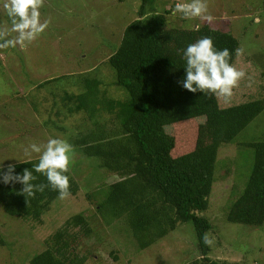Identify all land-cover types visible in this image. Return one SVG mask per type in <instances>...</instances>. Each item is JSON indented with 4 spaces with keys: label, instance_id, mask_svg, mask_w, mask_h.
<instances>
[{
    "label": "trees",
    "instance_id": "16d2710c",
    "mask_svg": "<svg viewBox=\"0 0 264 264\" xmlns=\"http://www.w3.org/2000/svg\"><path fill=\"white\" fill-rule=\"evenodd\" d=\"M148 1L140 0L137 17L124 25L107 56L111 84L120 95H98L101 83L85 71L75 90H56L71 78L59 75L34 87L45 102L37 113L46 116L41 124H52L66 138L74 127L58 126L52 114L66 118L79 111L84 121L77 128H86L85 119L93 124L66 143L119 177L102 188L96 211L102 217L122 216L136 245L142 248L177 224L190 223L201 255L197 264H228L206 257L210 223L198 213L206 207L218 145L231 141L263 106L253 98L227 104L215 92L237 54L245 55L236 37L205 25L166 27L162 14L142 16ZM31 103L39 104L34 98ZM98 111L109 125L96 119ZM248 145L251 168L225 218L258 227L264 223V139ZM68 174L57 153L0 167V206L10 215L37 218L57 196L74 194L76 184ZM90 233L83 213H74L25 264H82L85 255L74 241Z\"/></svg>",
    "mask_w": 264,
    "mask_h": 264
},
{
    "label": "rangeland",
    "instance_id": "374dc122",
    "mask_svg": "<svg viewBox=\"0 0 264 264\" xmlns=\"http://www.w3.org/2000/svg\"><path fill=\"white\" fill-rule=\"evenodd\" d=\"M139 2L0 0V167L57 153L76 184L74 194L57 196L37 218L10 215L0 206V264H25L44 248L48 235L77 212L91 227L89 236L74 241L85 255L82 264H197L201 259L190 223L177 224L140 248L122 216L102 217L96 211L102 188L119 177L100 168L96 157L66 143L93 124L85 119L86 128H77L84 121L79 111L66 118L52 114L58 126L74 127L66 138L52 124H41L46 116L37 113L45 102L34 87L59 75L71 78L56 90H75L85 71L101 83L98 95H120L111 84L107 56L124 25L137 17ZM153 12L164 15L166 27L197 30L205 25L227 31L245 53L237 54L215 92L227 104L253 98L263 107L231 141L218 145L206 207L198 214L210 223L206 257L228 264H264V223L252 227L225 218L251 168L248 143L264 139V0H149L142 16ZM31 97L40 105H33ZM100 111L96 119L109 125L111 120Z\"/></svg>",
    "mask_w": 264,
    "mask_h": 264
}]
</instances>
